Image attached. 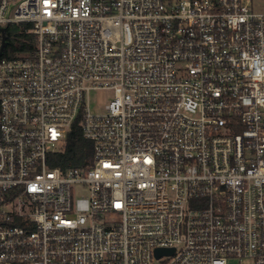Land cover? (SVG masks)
I'll list each match as a JSON object with an SVG mask.
<instances>
[{
  "label": "built area",
  "instance_id": "built-area-1",
  "mask_svg": "<svg viewBox=\"0 0 264 264\" xmlns=\"http://www.w3.org/2000/svg\"><path fill=\"white\" fill-rule=\"evenodd\" d=\"M8 28L0 264H264V0H0ZM78 115L92 159L54 166Z\"/></svg>",
  "mask_w": 264,
  "mask_h": 264
},
{
  "label": "trees",
  "instance_id": "trees-1",
  "mask_svg": "<svg viewBox=\"0 0 264 264\" xmlns=\"http://www.w3.org/2000/svg\"><path fill=\"white\" fill-rule=\"evenodd\" d=\"M33 35L17 31V29H6L5 45L2 56L16 57L21 51L32 46ZM80 115L71 124L66 136L65 147L61 151L50 155V162L54 166L64 169L71 166H83L92 159V142L82 135L79 124Z\"/></svg>",
  "mask_w": 264,
  "mask_h": 264
},
{
  "label": "rangeland",
  "instance_id": "rangeland-1",
  "mask_svg": "<svg viewBox=\"0 0 264 264\" xmlns=\"http://www.w3.org/2000/svg\"><path fill=\"white\" fill-rule=\"evenodd\" d=\"M257 3H260V0H254ZM110 92L91 90L89 91L86 100L89 111L92 113H97L100 111L102 105L108 100ZM229 264H251L249 260L243 259L241 262H238L237 259H231Z\"/></svg>",
  "mask_w": 264,
  "mask_h": 264
},
{
  "label": "water",
  "instance_id": "water-1",
  "mask_svg": "<svg viewBox=\"0 0 264 264\" xmlns=\"http://www.w3.org/2000/svg\"><path fill=\"white\" fill-rule=\"evenodd\" d=\"M4 43H5V36L3 35L2 36V44H1V48H0V53H1V50H2V48H3V45H4ZM172 249H162V248H158V249H156V254L157 255H160L161 253H163V252H170Z\"/></svg>",
  "mask_w": 264,
  "mask_h": 264
}]
</instances>
